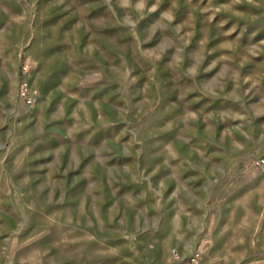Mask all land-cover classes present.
<instances>
[{
    "label": "rangeland",
    "instance_id": "1",
    "mask_svg": "<svg viewBox=\"0 0 264 264\" xmlns=\"http://www.w3.org/2000/svg\"><path fill=\"white\" fill-rule=\"evenodd\" d=\"M178 61L232 90L221 147L264 157V0H0V264L264 261L263 168L219 184L232 189L212 230L225 243L176 245L192 232L172 225L199 218L180 210L203 182L168 179L192 171L182 159L117 148L170 140L164 89Z\"/></svg>",
    "mask_w": 264,
    "mask_h": 264
},
{
    "label": "crops",
    "instance_id": "2",
    "mask_svg": "<svg viewBox=\"0 0 264 264\" xmlns=\"http://www.w3.org/2000/svg\"><path fill=\"white\" fill-rule=\"evenodd\" d=\"M169 65L173 67L174 62L171 61ZM177 65L172 72V77L169 79V86L164 89L166 96L163 102H165L164 106L166 110L168 109L169 114L161 119L162 123L165 121V131L170 133V140H159L155 142L147 139L134 140L131 143L129 142L131 146L126 147L124 141L120 139L117 141V148L132 149V153L129 152V155H132L134 159L138 158L140 163L145 162L142 160H145L146 157L149 159L152 157H163L170 159L172 162L178 159L185 161L187 167L190 166L192 171L186 173L185 176H171L168 179L203 182L199 191L194 193L195 189L193 188L194 190L190 194V198L196 199H192L194 207L180 210L187 214L196 212L199 218L194 220L186 217L187 219L174 221L173 228L184 229L187 232L191 231L192 236L178 235L171 237L170 244H190L191 246H194V244H222L227 240H223L224 238L221 239L216 235L214 236L216 233L212 231L217 228L216 203L217 198L225 196L227 192L231 198L232 189L230 188L227 192H223L219 184L223 181H233L236 184L245 182L254 172V169L259 170L260 167L264 169V163L260 162L264 160V157H260L256 161L248 162L232 156V146L227 149L221 147L222 118L220 108L230 109L232 103L235 105L236 102L232 100V90L221 86L217 76H212L208 80L199 78L191 80L189 77L184 76L182 70L188 69V61H178ZM114 69L118 72V66H114ZM176 70H180V75H175ZM146 92L145 88H140L138 91L139 100L145 97ZM123 100L122 98L121 101ZM161 106L162 104L158 108ZM207 108L211 110V118L209 117L211 122L205 116ZM116 126L119 133H124V125L121 121L117 122ZM119 126H122V128H119ZM205 132L211 135H207L205 138ZM117 154L119 155V153ZM124 154L125 152H123ZM210 239L213 240L209 241ZM228 243H230V238ZM192 251L193 248L190 249V252ZM184 255L185 253L183 254L182 250L180 254L176 252L174 261L177 263H185L186 258ZM198 263L205 264L204 258L202 260L200 259ZM213 264L225 263L219 261ZM253 264H264V261Z\"/></svg>",
    "mask_w": 264,
    "mask_h": 264
},
{
    "label": "built area",
    "instance_id": "3",
    "mask_svg": "<svg viewBox=\"0 0 264 264\" xmlns=\"http://www.w3.org/2000/svg\"><path fill=\"white\" fill-rule=\"evenodd\" d=\"M260 162H261V163H264V160H261Z\"/></svg>",
    "mask_w": 264,
    "mask_h": 264
}]
</instances>
